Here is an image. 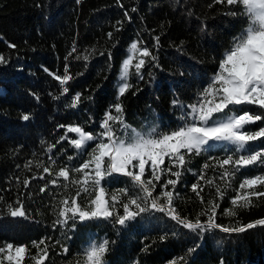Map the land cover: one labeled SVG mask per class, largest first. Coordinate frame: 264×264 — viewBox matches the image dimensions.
<instances>
[{
    "label": "trees",
    "instance_id": "trees-1",
    "mask_svg": "<svg viewBox=\"0 0 264 264\" xmlns=\"http://www.w3.org/2000/svg\"><path fill=\"white\" fill-rule=\"evenodd\" d=\"M120 2L123 8L116 0H80L79 3L77 0H0V54L7 60L0 64V196L12 203L23 193L28 212L27 218H13L2 214L4 209L0 208V244H29L32 240L51 237L48 241L52 245L51 261L62 264L63 260L80 254L87 247L90 235H95L96 239L106 236L114 241L106 255L108 264L136 261L168 264L184 256L190 248L196 250L187 256V264H219L221 260L224 264H264V226L231 236L213 231L203 238L176 226L174 235L175 222L153 212L142 214L123 228L113 227L104 220L79 223L74 231L59 225L53 227L55 202L49 193H57L58 200L63 190L49 184L47 191L40 193L46 181L55 177H49L35 165L38 161L50 163L51 155H55L58 164L68 163L67 155L75 156V149L69 143L76 138L75 133H67L68 140H62L52 152L46 151L65 135L66 128L58 125L81 124L86 126V131H100L98 125L105 111L116 100L122 62L129 54L131 43L139 41L148 47L157 57L158 66L146 65L142 69L143 79L130 78L135 87L121 98L126 122L137 129L157 122L166 128L175 126L180 115L172 100L179 98L187 105L197 99L196 94L207 87L218 70L223 52L245 23L242 17L224 14L221 5L209 8L212 0ZM132 8L137 10L132 12ZM125 11L131 16L130 21L124 16ZM117 21L122 22V27L117 25L119 31L113 27ZM109 32L114 33L112 38L108 37ZM155 36L160 37L159 47H153ZM9 44L16 47L10 48ZM74 44L78 52L68 56ZM93 49L95 54L89 60L75 58ZM100 52L104 55H99ZM65 64L73 79L68 82V93L61 95L59 81L49 73L63 75ZM45 68L49 71H44ZM76 93L82 94L83 102L76 108L66 107ZM247 107L257 111L255 106ZM25 114L30 116L27 121L22 119ZM259 126L261 122L249 127L255 130ZM262 144L264 139L253 146L259 149ZM225 154L223 146L217 145L191 158L192 171L184 172L177 185L176 204L182 214L193 217L205 207L191 191V185L197 182L196 174L209 156L222 158ZM28 161H32L31 171L24 167ZM261 171L264 169L248 166L238 173L232 181L233 187L219 201L218 214L230 206V198L236 194L233 189H238L244 178ZM219 174V169L215 172L210 169L206 178H213L222 186ZM33 175L37 177L35 180L31 179ZM41 175L44 180L39 179ZM25 178L30 181L27 188L22 184ZM127 179L116 174L102 185L111 192L125 187ZM200 183L207 200L215 188L204 181ZM29 192L33 194L31 197ZM238 218L245 223L264 218V198L249 210L240 211ZM218 222L227 224L229 219L220 216ZM63 232L70 238L62 235ZM165 235L167 238L162 240ZM57 240L68 246L67 255H57L61 252ZM218 241L222 242L218 244ZM145 246L147 252L143 251ZM35 251L33 248L32 252ZM25 264L32 261L26 259Z\"/></svg>",
    "mask_w": 264,
    "mask_h": 264
},
{
    "label": "snow or ice",
    "instance_id": "snow-or-ice-1",
    "mask_svg": "<svg viewBox=\"0 0 264 264\" xmlns=\"http://www.w3.org/2000/svg\"><path fill=\"white\" fill-rule=\"evenodd\" d=\"M116 2L119 7H124L120 0ZM217 4L224 7V14L242 17L245 23L223 52L218 70L207 87L196 94L197 99L187 105L179 98L172 100L173 106L180 109L175 126L165 128L157 122L137 129L126 122L121 98L135 87L130 78L136 76L143 79L142 69L146 65L158 66L157 57L139 41L131 43L129 54L122 62L116 100L105 111L98 125L100 131H86V126L81 124L58 125V128H66L65 135L50 144L46 151L52 152L62 140H68L67 133H75L76 138L69 141L75 149V156L67 155L68 163L58 164L55 155H51L48 157L50 163L38 161L35 165L49 177H55L46 181L39 189L40 193H45L49 184L63 190L58 200L57 193H49L55 202L52 207L56 216L53 227L59 225L68 231H74L79 223L104 220L113 227L119 225L123 228L142 214L153 212L162 213L175 222L174 235L177 234L176 226L201 238L213 231L231 236L264 226V218L247 223L238 218L240 211L249 210L264 198V171L244 178L239 183V188L233 189L236 194L230 198V206L222 209L219 214L217 211L221 208L219 201L233 187L232 181L238 173L248 166L264 169V144L259 149L253 146L264 139V0H212L208 7L212 8ZM136 10L131 9L132 12ZM124 16L131 20L128 11L124 12ZM117 25L122 27V22H116L113 26L115 31L120 30ZM107 35L112 38L114 33L109 32ZM154 40L153 47H159L160 37L155 36ZM9 47L15 48L16 45L9 44ZM74 52H78L75 44L68 56ZM93 54L94 49L89 54L77 55L75 58L87 61ZM99 55H104V52ZM4 63H7L6 57L0 54V64ZM44 71L49 70L45 68ZM49 74L59 81L61 95L68 93V82L73 79L69 75L68 65L65 64L63 75ZM148 75L151 76L152 73L149 72ZM132 94L135 95L136 92ZM82 102V94L76 93L66 107L76 108ZM247 106H255L257 111H252ZM22 119L27 121L30 116L25 114ZM257 122H261L262 126L252 130L249 126ZM217 145L223 146L225 156H209L196 174L197 182L191 185V191L205 207L193 217L184 215L176 204L179 197L177 185L184 172L192 171L189 167L191 158L209 152ZM61 152L66 154V150L61 149ZM31 166L32 161L24 165L30 171ZM210 169L213 172L220 170L218 179L223 182L222 186L215 179L206 178ZM116 174L128 178L126 186L109 192L102 182L107 183ZM36 178L35 175L31 177L32 180ZM39 179L44 180L45 177L41 175ZM200 181L215 188V193L210 194L207 200L202 195L204 186ZM29 183L28 178L22 181L25 188ZM32 195L31 192L28 193L29 197ZM0 208L4 209L2 214L13 218L28 217L23 193L12 203L0 196ZM220 216L227 217L229 222H218ZM62 235L70 238L67 237V232ZM166 238V235L161 237L162 240ZM51 239L42 237L29 244H0V264H25L26 259H30L32 264H53L49 255L52 245L48 243ZM112 243L114 241L106 236L96 239L95 235H90L87 247L71 259L63 260L62 264H108L106 255ZM56 244L61 249L57 255L69 253L66 244L59 240ZM33 248L35 253L32 252ZM195 250L188 249L184 256L176 257L168 264H187V256ZM143 251L147 252L148 246ZM219 264H224V261L221 260Z\"/></svg>",
    "mask_w": 264,
    "mask_h": 264
}]
</instances>
